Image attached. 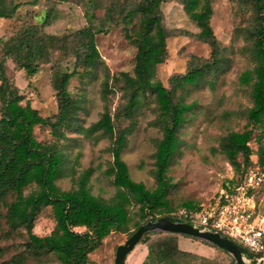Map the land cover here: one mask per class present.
I'll list each match as a JSON object with an SVG mask.
<instances>
[{
  "label": "trees",
  "instance_id": "obj_1",
  "mask_svg": "<svg viewBox=\"0 0 264 264\" xmlns=\"http://www.w3.org/2000/svg\"><path fill=\"white\" fill-rule=\"evenodd\" d=\"M167 1L79 0L88 5L89 24L72 33L45 32L44 26L53 15V7H50L41 24H26L10 38H0L3 46V56H0V214L4 217L7 234L24 237L17 252L0 264H97L91 259V252L101 247L111 233L129 231L134 220L130 212L132 206H138L139 219L135 220L134 229L128 236L159 217L188 221L189 213L200 210L186 204L188 215L172 211L168 199L172 187L168 172L181 147L180 129L192 108L180 92L201 84L210 73L216 76L223 71L226 47L220 44L212 27V0H180L186 14L199 28L194 36L208 44L211 53L208 58L193 55L187 71L173 75L171 87H166L157 77V68L168 59L170 31L165 25L162 9ZM234 1L238 12L245 9L252 12L251 24L244 30L254 68L242 75V81L252 85L249 127L243 132L229 133L222 141V150L238 174L232 184L247 175L253 154L250 142L255 138L258 140L257 163L264 167V141L262 134L255 135L256 128L264 129V0ZM103 2L106 3V14L98 26L93 22V10ZM22 5L14 0H0V18H12ZM113 26H121L137 50L133 73L112 74L105 67L102 83L105 109L99 120L86 129L90 134L102 132L111 141L113 160L106 173L113 178L117 192L106 200L93 194L89 187L92 169L79 177L74 189H62L57 181L70 169L64 143L66 131L80 127L77 118L83 107L82 100L70 92L69 82L80 68L84 74H90L103 64L97 35L108 32ZM56 55L74 57L75 66L73 71H63L55 61L52 86L58 109L54 115L45 117L29 102L23 104L24 95L7 73V58H12L16 67L31 77L42 64L53 62ZM216 78L210 83L213 84ZM114 85H121L126 100L122 112L129 119L136 114L140 94L149 90L156 97L162 138L157 140L154 153L157 186L153 190L131 177L122 158L130 129L117 131L116 115L109 107V94ZM36 126L48 127L53 140L40 141L35 136ZM28 189L31 190L28 192ZM47 206L52 209L55 226L50 234L40 236L34 232L35 221L41 208ZM179 237L180 234L172 232L147 233L140 242L148 247L142 264H225L215 256L183 250ZM200 241L225 252L212 243ZM239 245L250 258L251 253ZM226 264H235V260L232 258Z\"/></svg>",
  "mask_w": 264,
  "mask_h": 264
},
{
  "label": "rangeland",
  "instance_id": "obj_2",
  "mask_svg": "<svg viewBox=\"0 0 264 264\" xmlns=\"http://www.w3.org/2000/svg\"><path fill=\"white\" fill-rule=\"evenodd\" d=\"M23 5L12 18H0V38H10L26 24H41L46 11L53 7L50 22L44 30L50 34L62 35L72 33L89 24L88 5L79 0H14ZM105 1V0H103ZM213 16L211 19L214 32L223 47H226L227 60L224 70L214 76L210 73L201 84L189 86L180 93L185 102L192 105L187 112L186 121L180 129L181 147L175 154L168 176L172 187L168 195L172 211L187 209L186 204L203 209L214 202L222 188L232 184L238 174L222 150V141L229 133L243 132L249 127L248 111L253 106L252 85L242 81V75L254 68V61L248 50L249 44L245 28L251 24V10L237 11L234 0H212ZM165 25L170 31L167 39L168 59L157 68V77L166 87H171L173 75L185 73L193 55L208 58L211 49L208 44L194 36L199 32L197 25L184 11L180 0H169L162 6ZM93 22L99 26L106 14V3H100L93 10ZM188 32L193 35L187 34ZM97 45L103 64L90 74H84L80 68L69 82V90L75 98L83 102L78 113L77 123L80 127L66 131L65 150L70 169L68 174L58 179L57 184L65 190L78 186L79 177L92 169L89 187L93 194L110 200L117 192L113 178L106 171L113 160L111 141L102 132L90 134L86 129L99 120L104 109L102 83L105 67L112 74L133 73L136 46L125 36L121 26H113L108 32L97 35ZM0 56L3 46L0 43ZM59 62L63 71H73L75 59L72 56H55L51 63H44L39 71L29 77L16 67L12 58H7V73L19 87L25 99L40 113L47 117L57 112L58 104L52 86L53 65ZM217 77L213 84L210 83ZM126 100L121 85H114L109 94V107L115 116L117 131L130 129L127 145L122 153L131 177L143 182L149 189L156 188L154 176L156 142L162 138L159 121V109L155 95L151 91L140 94L136 114L133 119L125 117L122 112ZM264 129L256 128L255 135ZM35 136L43 142L53 140L50 129L35 127ZM253 150L249 169L264 167L258 161V140L250 142ZM239 160H243L239 156ZM32 189V188H31ZM31 189H28L29 192ZM260 205L264 208V190L259 194ZM138 206H132L130 212L134 219L126 233L113 232L107 236L101 247L91 252L90 256L97 264H113L116 249L130 236L135 220L139 219ZM55 226V219L50 206L39 211L34 232L40 236L48 235ZM82 228H79L81 230ZM7 226L0 214V262L11 258L24 240L21 234H7ZM181 248L200 255L211 256L214 246L195 238L181 235ZM141 245L132 252L137 253ZM223 263H229L233 256L227 251L216 249L213 255ZM234 259V258H233ZM255 264V262H254Z\"/></svg>",
  "mask_w": 264,
  "mask_h": 264
},
{
  "label": "built area",
  "instance_id": "obj_3",
  "mask_svg": "<svg viewBox=\"0 0 264 264\" xmlns=\"http://www.w3.org/2000/svg\"><path fill=\"white\" fill-rule=\"evenodd\" d=\"M264 188V170L249 169L238 183L222 188L214 202L194 213L189 222L212 229L244 246L257 264H264V208L259 194Z\"/></svg>",
  "mask_w": 264,
  "mask_h": 264
},
{
  "label": "water",
  "instance_id": "obj_4",
  "mask_svg": "<svg viewBox=\"0 0 264 264\" xmlns=\"http://www.w3.org/2000/svg\"><path fill=\"white\" fill-rule=\"evenodd\" d=\"M150 232H172L194 237L224 249L233 256L235 264H254L253 259L247 257L239 244L222 233L212 229L200 228L189 221L172 220L169 216H162L155 221H148L136 229L123 244L117 247L113 264H125L129 254L141 242L142 238Z\"/></svg>",
  "mask_w": 264,
  "mask_h": 264
},
{
  "label": "crops",
  "instance_id": "obj_5",
  "mask_svg": "<svg viewBox=\"0 0 264 264\" xmlns=\"http://www.w3.org/2000/svg\"><path fill=\"white\" fill-rule=\"evenodd\" d=\"M139 245H141L140 250L137 253L131 252L126 259L125 264H142L143 263V261L145 260L147 254H148V247L144 243H139L137 246H139ZM179 245H180V237H179ZM183 250H185V249H183ZM187 251H189V250H187ZM215 252H216V250L214 248L213 255L215 254ZM213 255H211V256H213ZM204 256H206V255H204Z\"/></svg>",
  "mask_w": 264,
  "mask_h": 264
}]
</instances>
